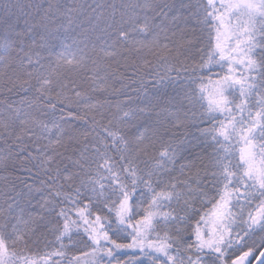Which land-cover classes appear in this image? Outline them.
Masks as SVG:
<instances>
[{
  "label": "snow or ice",
  "instance_id": "1",
  "mask_svg": "<svg viewBox=\"0 0 264 264\" xmlns=\"http://www.w3.org/2000/svg\"><path fill=\"white\" fill-rule=\"evenodd\" d=\"M0 173V264H264V0H0Z\"/></svg>",
  "mask_w": 264,
  "mask_h": 264
},
{
  "label": "trees",
  "instance_id": "2",
  "mask_svg": "<svg viewBox=\"0 0 264 264\" xmlns=\"http://www.w3.org/2000/svg\"><path fill=\"white\" fill-rule=\"evenodd\" d=\"M0 175H4V173H0ZM14 175H15V176H20V177H26V176H27L26 173H22V172H20V171H16V172L14 173ZM25 182L30 183L31 180H25ZM17 183L19 184V181H17ZM2 184H3V181H0V185H2ZM249 243H251V241H250ZM257 243H258V240H257ZM244 250H247V249L245 248ZM257 255H258V253H257Z\"/></svg>",
  "mask_w": 264,
  "mask_h": 264
},
{
  "label": "water",
  "instance_id": "3",
  "mask_svg": "<svg viewBox=\"0 0 264 264\" xmlns=\"http://www.w3.org/2000/svg\"><path fill=\"white\" fill-rule=\"evenodd\" d=\"M252 264H257V260H254V261L252 262Z\"/></svg>",
  "mask_w": 264,
  "mask_h": 264
},
{
  "label": "flooded vegetation",
  "instance_id": "4",
  "mask_svg": "<svg viewBox=\"0 0 264 264\" xmlns=\"http://www.w3.org/2000/svg\"><path fill=\"white\" fill-rule=\"evenodd\" d=\"M253 261H254V260H253ZM253 261H252V262H253Z\"/></svg>",
  "mask_w": 264,
  "mask_h": 264
}]
</instances>
